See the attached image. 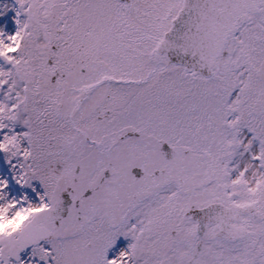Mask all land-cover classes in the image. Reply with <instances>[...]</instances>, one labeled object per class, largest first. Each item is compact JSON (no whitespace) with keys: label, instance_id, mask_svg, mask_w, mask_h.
Returning a JSON list of instances; mask_svg holds the SVG:
<instances>
[{"label":"snow or ice","instance_id":"1","mask_svg":"<svg viewBox=\"0 0 264 264\" xmlns=\"http://www.w3.org/2000/svg\"><path fill=\"white\" fill-rule=\"evenodd\" d=\"M0 264H264V0H0Z\"/></svg>","mask_w":264,"mask_h":264}]
</instances>
